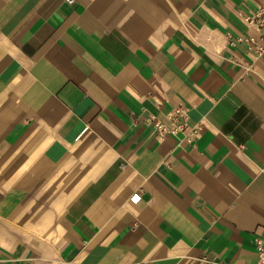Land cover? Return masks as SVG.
Listing matches in <instances>:
<instances>
[{
	"label": "crops",
	"instance_id": "crops-1",
	"mask_svg": "<svg viewBox=\"0 0 264 264\" xmlns=\"http://www.w3.org/2000/svg\"><path fill=\"white\" fill-rule=\"evenodd\" d=\"M260 9L0 0V264H258Z\"/></svg>",
	"mask_w": 264,
	"mask_h": 264
},
{
	"label": "built area",
	"instance_id": "built-area-1",
	"mask_svg": "<svg viewBox=\"0 0 264 264\" xmlns=\"http://www.w3.org/2000/svg\"><path fill=\"white\" fill-rule=\"evenodd\" d=\"M68 3H72L73 0H66ZM244 19L252 26L257 29L264 28V9H260L255 14L247 15ZM258 51L261 50V47H257ZM169 123L164 124L159 120L154 121V128L158 138H162L167 134H176L184 132L186 129V112L182 107H176L173 109L171 114L168 117ZM196 130H190L188 135H193ZM187 135V136H188ZM189 137V136H188ZM257 253H258V264H264V244L258 242L257 244Z\"/></svg>",
	"mask_w": 264,
	"mask_h": 264
}]
</instances>
